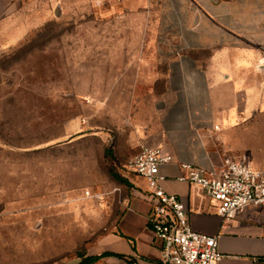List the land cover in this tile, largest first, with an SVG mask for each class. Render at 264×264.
Listing matches in <instances>:
<instances>
[{
    "label": "rangeland",
    "instance_id": "1",
    "mask_svg": "<svg viewBox=\"0 0 264 264\" xmlns=\"http://www.w3.org/2000/svg\"><path fill=\"white\" fill-rule=\"evenodd\" d=\"M24 1L0 27V264L124 254L120 223L135 197L118 177L134 175V127L163 91L166 66L144 48L139 21L107 18L140 12L76 0L38 16L45 6ZM121 229L149 247L133 215Z\"/></svg>",
    "mask_w": 264,
    "mask_h": 264
},
{
    "label": "crops",
    "instance_id": "2",
    "mask_svg": "<svg viewBox=\"0 0 264 264\" xmlns=\"http://www.w3.org/2000/svg\"><path fill=\"white\" fill-rule=\"evenodd\" d=\"M68 1L76 4L34 0L45 6L36 15L49 16L54 5L55 14H61ZM85 1L102 4L110 14L120 6L123 12H140L107 18L139 21L148 40L144 48L152 44L166 66L163 91L134 127L131 143L173 156L171 164L161 167V186L187 205L196 232L219 236L220 264H264V206L224 220L205 191L178 180L182 164L209 171L225 157L242 155L264 171V0ZM24 5V0H0V27L25 13ZM129 182L135 198L120 223L123 253L135 264H161V243L152 233L151 207L143 199L147 184L134 175ZM130 215L152 234L142 251L134 236L121 229Z\"/></svg>",
    "mask_w": 264,
    "mask_h": 264
},
{
    "label": "built area",
    "instance_id": "3",
    "mask_svg": "<svg viewBox=\"0 0 264 264\" xmlns=\"http://www.w3.org/2000/svg\"><path fill=\"white\" fill-rule=\"evenodd\" d=\"M140 147L130 169L147 184L143 199L151 207L152 233L161 243V264H220L224 256L219 236L196 232L187 205L161 186L165 180L161 167L171 164L173 156L162 148ZM180 167L178 180L205 191L224 220L234 219L249 207L264 206V171L255 169L247 155L225 157L219 168L209 171L191 164Z\"/></svg>",
    "mask_w": 264,
    "mask_h": 264
},
{
    "label": "trees",
    "instance_id": "4",
    "mask_svg": "<svg viewBox=\"0 0 264 264\" xmlns=\"http://www.w3.org/2000/svg\"><path fill=\"white\" fill-rule=\"evenodd\" d=\"M134 176H136V175L134 174ZM118 179L121 183L128 186L129 188L132 187L131 183L128 180L121 178L120 176L118 177ZM119 236L124 238V236L121 234H119ZM111 257H115V258L122 259V260H127V261H129V263H132V261H133L131 257H129L125 254H117V253L114 254L113 252H105L103 254L96 255V256H89L88 255L87 257H85L84 259L79 261L77 264H96L102 259L111 258ZM133 264H135V263H133Z\"/></svg>",
    "mask_w": 264,
    "mask_h": 264
}]
</instances>
